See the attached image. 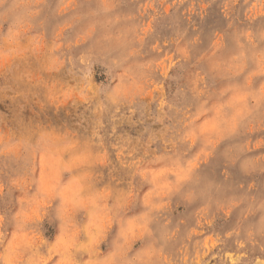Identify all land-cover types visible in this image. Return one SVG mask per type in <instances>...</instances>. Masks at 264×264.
Returning a JSON list of instances; mask_svg holds the SVG:
<instances>
[{
  "label": "rangeland",
  "instance_id": "374dc122",
  "mask_svg": "<svg viewBox=\"0 0 264 264\" xmlns=\"http://www.w3.org/2000/svg\"><path fill=\"white\" fill-rule=\"evenodd\" d=\"M0 264H264V0H0Z\"/></svg>",
  "mask_w": 264,
  "mask_h": 264
}]
</instances>
